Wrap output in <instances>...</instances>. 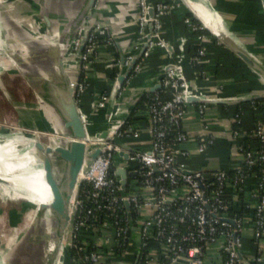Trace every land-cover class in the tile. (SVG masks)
Instances as JSON below:
<instances>
[{"label":"built area","instance_id":"built-area-1","mask_svg":"<svg viewBox=\"0 0 264 264\" xmlns=\"http://www.w3.org/2000/svg\"><path fill=\"white\" fill-rule=\"evenodd\" d=\"M148 7L147 0H139V43L145 33V24H153L152 37L142 62L155 49L164 50L168 58L161 89L147 95L143 104L147 120L151 124V144L145 149L140 148L142 128L139 124L130 123L128 119L110 141L88 140V144L99 145L102 149L89 170L80 174L70 229L72 253L70 252L69 264L123 263L131 240L125 200L129 202L134 223L141 222V252L137 264H208L209 258L213 261L212 264H243L239 254L246 255L242 252V244L246 232L244 223L250 207L254 209L250 243L257 251L255 261L260 263L261 246L264 244L263 123L258 119L247 132L242 128L244 111L240 109L232 115L235 127L231 131V139L240 155L239 164L232 169L205 172L188 167L189 152L181 147L189 141L182 129L183 118L190 106L184 96L186 93L197 96L200 94L191 89L183 75L180 65L183 44L181 43L176 56L181 71L176 72L170 53L175 51L161 34L163 17L171 6L157 3L152 19L147 18ZM186 22L195 39L190 62L196 71L210 62L204 44L211 35L192 19L187 18ZM111 42L110 28L107 25L99 24L90 32L79 56L81 68L77 88L78 102L86 91L87 74L96 48L100 44ZM80 43L81 31L74 40L72 52L77 51ZM131 59L132 55H128L125 65ZM140 63L134 67L127 83L137 76ZM113 82L112 80L111 84ZM107 99L106 93L101 94L98 108H104ZM196 106L197 114L204 118L207 105ZM250 108L257 110L258 106L251 102ZM79 112L85 120L81 108ZM244 136L247 138L246 142L241 140ZM124 142L133 150L127 152L128 166L136 172L128 181L126 197L121 196L120 186L112 173L114 156L122 150L120 144ZM205 147L206 144L199 145V152H204ZM109 171L110 174L107 175ZM249 180L256 183L252 189L254 204L243 199L242 211L227 215L232 207L229 199L231 192L244 196ZM82 236L92 237L90 244L83 241ZM100 244H112L107 254L97 248ZM156 252L160 253V257L152 256ZM107 255L109 258L105 261Z\"/></svg>","mask_w":264,"mask_h":264},{"label":"water","instance_id":"water-1","mask_svg":"<svg viewBox=\"0 0 264 264\" xmlns=\"http://www.w3.org/2000/svg\"><path fill=\"white\" fill-rule=\"evenodd\" d=\"M38 6L36 13L31 14L30 19L38 20L43 25V35L47 39L44 46L40 47L39 54L45 58L46 64H53V70L49 71V78L42 80L39 84L41 87L38 105L44 115L47 123L42 129L43 132L51 133L57 138V145L53 148L46 147L43 157V170L45 181L53 180L54 163L52 159L61 163L64 168L62 180L60 181L63 188L61 194H57L54 199L53 213L59 219L58 232L55 239V245L49 258H46V247L44 241L40 240L42 230L37 225H31L24 235L11 249L9 255L14 253H23V247H30L32 252L24 255L32 258L37 264H57V261L66 254L68 263L70 262V229L72 225V216L74 203L77 200V192L80 182V174L86 173L93 161L100 155L102 147L99 145L88 144L89 141L104 142L110 141L115 135L118 128L124 123L130 114L138 106L139 102L147 95L153 94L161 89V81L166 71V62L163 63L159 73L156 75L155 83L152 86H138L130 89L132 81L127 83V78L131 75L134 67L140 62L143 63V55L147 50L148 44L153 33L152 22L145 24V33L142 41L135 52L131 54H123L120 50L119 59L114 66V78L109 77L111 89L109 92H94L93 100L90 101L89 111L81 105V100L77 99V88L80 75L79 59L90 32L99 25V21H92V12L98 7L101 0H74L75 8L64 24L63 29L59 33H54L53 24L56 22L52 18L55 11L51 8L54 0H31ZM187 3L190 13L194 19L202 25L211 35L213 39L224 45L239 61H241L255 76L258 77L264 86V0H248L249 8L252 10L262 30V43L259 50H255L250 46L258 44L255 36L248 32L243 34L235 32L231 27H235L233 21L234 15L218 9L217 0H203L204 2L196 5L203 6L211 16L218 17L222 29L221 35L213 33L208 29L197 14L192 10L191 3L188 0H180ZM230 1V0H227ZM233 1V0H232ZM149 7L147 10V18L152 19L155 15L156 2L147 0ZM52 4V5H51ZM195 4V3H194ZM208 5V6H207ZM53 7V6H52ZM61 9V5H59ZM61 13V11H59ZM140 17V16H139ZM110 28V32H111ZM15 29L7 21L3 3L0 2V94L6 87L7 74L10 72L11 57L14 55V33ZM81 31V43L76 52H72V46L78 33ZM56 35V38L53 35ZM40 39V36H39ZM256 41V43H253ZM258 46V47H260ZM51 49V58H47L48 49ZM259 52V54H258ZM171 60L176 72L181 71L178 66L177 53L171 51ZM128 55H132L130 62L125 65V59ZM184 59L185 52L180 54ZM73 62L76 66L75 76H70L67 70L68 63ZM191 64V62H190ZM192 65V64H191ZM49 69V70H48ZM112 72V73H113ZM191 87V86H190ZM192 89V88H191ZM193 90V89H192ZM85 93V92H84ZM106 93L108 99L104 108H98L100 95ZM84 95V94H83ZM82 95V96H83ZM260 96H245L240 98H210L203 95L185 94L184 99L188 104L194 105H241L251 103L261 99ZM79 108L85 115V120L81 117ZM104 112L103 127H95L92 123V115ZM149 124V147L151 144L150 121ZM37 129L36 127H32ZM121 149L117 152L113 159V175L120 186V194L122 197L127 196V185L130 178L136 175V172L128 166L129 154L133 151L131 146L124 142L120 144ZM38 150H43V145L38 144ZM52 157V159L49 157ZM60 165V167H61ZM61 167V168H62ZM110 174V171L107 175ZM155 201H153L154 203ZM127 218L130 226V246L122 264H137L141 252V222L134 223L130 212V205L127 200L124 201ZM36 218V217H35ZM40 242V243H39ZM39 243V244H38ZM239 258L243 264H252L250 260L239 254ZM255 258V256H254ZM127 262V263H126ZM264 264V246L261 256V262Z\"/></svg>","mask_w":264,"mask_h":264},{"label":"crops","instance_id":"crops-1","mask_svg":"<svg viewBox=\"0 0 264 264\" xmlns=\"http://www.w3.org/2000/svg\"><path fill=\"white\" fill-rule=\"evenodd\" d=\"M36 11L38 6L31 0H26ZM156 3H165L171 6L170 11L163 17L161 24V34L164 40L171 45L172 49L178 53L180 45L183 44L185 56L180 60L182 72L191 88L195 93L210 98H240L245 96H260L264 100V86L257 76H255L241 61H239L224 45L210 37L205 42V50L209 64L203 66L202 74L196 72L190 64V57L195 47V39L188 26L186 19L192 14L187 7L186 1L180 0H149ZM191 6L198 7L201 12L210 15L203 6L196 5L204 2L203 0H188ZM195 3V4H194ZM74 0H54L51 6L55 14L52 18L56 21L53 24L59 31L63 29L64 24L69 20L75 6ZM61 5V9H59ZM208 6V5H207ZM8 7L15 9L13 0H8ZM61 11V13H59ZM139 0H101L98 7L92 12L91 20L99 21L102 25L111 28L110 44H100L92 56V63L87 74V90L90 92L91 99L94 92H109L111 89L110 74L119 59V50L123 54H131L139 46L138 24H139ZM193 17V16H192ZM220 26V19L213 16ZM194 19V17H193ZM195 20V19H194ZM24 23L26 21H23ZM43 33V25L37 20ZM30 22H28L29 24ZM30 25V24H29ZM222 30V29H221ZM37 43L40 40L36 41ZM42 42V40H41ZM253 43H256L254 41ZM42 47V46H41ZM259 48H262L260 46ZM40 49V47L38 48ZM261 50H259L260 52ZM258 52V54H259ZM167 56L162 49H155L144 59L137 76L132 80L130 89L138 86H152L155 83L156 75L159 73L163 63L167 61ZM67 70L70 76H75V63H68ZM35 85L39 87V82ZM89 98L84 102L85 108L89 111ZM263 106H264V102ZM245 118L242 128L247 131L253 121V112H256V118L260 119L264 126V113L253 111L249 104H243ZM239 105H207L205 108V117L200 118L196 111V105H190L188 112L183 118L182 129L189 141L181 147L189 152L187 159L188 167L192 170H201L205 172L217 169H232L239 164L240 155L236 150V145L231 139L233 129V112ZM39 109H30L24 114L29 126L42 129L47 123L45 117ZM136 116L146 118L144 106L136 108ZM34 118V119H33ZM104 112L92 115V123L95 127H103ZM34 121V122H32ZM142 142L139 145L141 149L149 146V124H141ZM206 144L204 152H199V145ZM253 190L246 188L244 200H250L254 204ZM231 204L239 200L235 192H231ZM245 236L243 238L242 252L251 260L254 258L253 249L250 246L253 223L249 216L244 223ZM261 246V253L263 251ZM262 255H260L261 257Z\"/></svg>","mask_w":264,"mask_h":264},{"label":"rangeland","instance_id":"rangeland-1","mask_svg":"<svg viewBox=\"0 0 264 264\" xmlns=\"http://www.w3.org/2000/svg\"><path fill=\"white\" fill-rule=\"evenodd\" d=\"M0 2L3 3V9L7 21H9L12 28L15 29L13 33L14 55L12 58L16 59L15 61L10 59L12 66L10 67V72L6 75V87L0 94V137L10 136L12 138L10 140L12 141H17L21 136H28L29 138L38 137L44 150L47 146L52 144V140L57 142V138L51 133L38 130V128L34 130V128L29 126L30 122L25 120L26 118L24 117V114L28 115L30 109H38V102L40 101L39 93L41 87L34 88L30 80L32 79L34 84L36 82H39L40 84L42 80L50 77L51 73H48L49 71H46V68L50 67L51 70H53L54 67L53 64H46V57H42L38 51V48L44 46L43 42L44 40L46 42L47 39H45L44 35L41 33V26L37 20L32 21V19H30L31 14L37 12L36 9L33 8L34 6L32 7L26 0H13L15 9L12 8L11 10V8L8 7V0H0ZM217 6L219 10L230 12L234 15L233 21H236L234 26L236 29L237 27H240L243 34L251 32L256 39L260 36V28L257 27L256 30L252 26V23L247 22L255 17L253 12H251L252 10H248V0H218ZM23 21L26 22L24 23ZM28 22H30V25ZM239 23H243L244 25L241 27L239 26ZM54 29V33L57 34L60 32L58 27H55ZM39 36L40 43L35 42V44H30L25 41L21 42L28 37L37 38L38 40ZM53 37L56 38V35H53ZM47 49L48 52L46 56L47 58H51V49L49 47ZM17 59H21L23 64L21 65ZM31 156L38 163H41L42 155L36 149H32ZM3 178V168L2 170L0 168V264H3V262L5 264H26L27 256L24 254H28L29 247H23L24 254L18 253L17 251V253L13 252L9 258L7 257L16 242L20 240L31 225H37L42 230L40 240L44 241V245L47 249L48 243H50V241L52 242V240L55 241L56 239L59 219L53 213V216L46 221L38 220V218L35 217H33L32 221H29L27 218V214L30 211L29 208L23 212L19 209L22 204L27 203L24 200L16 199L10 193L5 179ZM13 210L18 211L21 214V217L16 220L10 219V213L13 212ZM67 263L68 260L66 254L63 255V257L61 256L57 261V264Z\"/></svg>","mask_w":264,"mask_h":264},{"label":"bare ground","instance_id":"bare-ground-1","mask_svg":"<svg viewBox=\"0 0 264 264\" xmlns=\"http://www.w3.org/2000/svg\"><path fill=\"white\" fill-rule=\"evenodd\" d=\"M191 8L208 29H210L215 34L221 35L222 30L219 28V26H217V22L213 16L201 12L197 6H191ZM23 41L30 44H35L37 38L28 37L23 39L21 42ZM43 43H46L45 40ZM12 59L13 58L11 57V60ZM13 60L15 61L16 59ZM18 62H20L21 65L23 64L21 59L18 60ZM31 80L30 82L32 86L34 88H38L34 84L33 80ZM10 139H12L10 136L0 137V168L1 170L3 168V179H5L10 193L16 199L24 200L28 204L30 211L27 214V218L29 221H32L33 217L38 218V220L46 221L53 216V204L55 196L57 194H61L63 190L60 181L62 180L64 168L62 167L61 163L57 162L55 159H52V157L49 155L54 163V172L53 180L46 182L42 160L45 155V150H38L36 148L38 144H41L39 142V138L21 136L20 139H17V141H12ZM56 145L57 143L52 140V144L47 147L53 148ZM33 148L42 155L41 163H38L31 156V151ZM54 245L55 241L53 240L52 242L50 241V243H48L46 250L47 259L51 255ZM28 249L29 252H32L30 247ZM26 260V264H37L35 260L28 256L26 257ZM3 264L5 263L3 262Z\"/></svg>","mask_w":264,"mask_h":264},{"label":"trees","instance_id":"trees-1","mask_svg":"<svg viewBox=\"0 0 264 264\" xmlns=\"http://www.w3.org/2000/svg\"><path fill=\"white\" fill-rule=\"evenodd\" d=\"M217 2H218V0H217ZM249 3V2H248ZM248 10L249 11H251V9L248 7ZM252 12V11H251ZM246 13H247V11H246ZM245 13V14H246ZM188 18H190V19H192L195 23H197L198 24V22L196 21V20H194L193 19V17L189 14L188 15ZM255 18V17H254ZM250 19V20H248L247 22H249V23H252V26L254 27V29H256L257 30V27L258 28H260V25H259V23H258V21H257V19L255 18V19ZM255 21V22H254ZM244 23V22H243ZM240 24L239 23V26H243L244 24ZM231 29L233 30V31H235V32H241L242 33V30H241V28L240 27H237V29L235 28V27H231ZM240 29V30H239ZM259 31H261L260 33V36H258V38H257V45L256 44H253V45H251L250 47L251 48H254L255 50H259L260 48L258 47V46H260V44L262 43V41L260 40V38H262V30H261V28H260V30ZM100 43V42H99ZM194 49H195V47H194ZM194 51V50H193ZM194 68V67H193ZM195 70V69H194ZM197 72H202L203 71V68H201V69H198V70H196ZM114 76H115V72H113V73H111L110 74V77L111 78H114ZM90 91V90H89ZM88 90H87V88H86V91H85V93H84V95L83 96H81V105H82V107L84 108V109H86L85 108V105H84V102H86L87 101V99L89 98V101H90V99H91V95H90V92H89ZM145 100H146V96L139 102V104H138V106L136 107V108H138V107H140L141 105H143L144 104V102H145ZM254 103H255V105H257L258 106V108H257V110H253L252 108H250L251 110H253V111H257V112H260L261 114H263V111H264V109H263V103L262 102H264V100H262V99H258V100H255V101H253ZM244 104H249L250 105V103H244ZM244 105L243 104H241V105H239V106H237L236 107V109L234 110V112L233 113H236V112H238L240 109H242V107H243ZM136 108H135V110H136ZM135 110L132 112V114H130V116L128 117V121L130 122V123H132V124H139V125H141V124H145L146 123V121H147V117L144 119V118H139V117H137L136 116V113H135ZM252 115L254 116L253 117V121H252V124H251V126L249 127V129H247V132L249 131V130H251L252 129V127H253V125H254V123L258 120V118H256L255 116H256V112H253L252 113ZM235 127V124H233V128ZM241 140H242V142H246V140H247V138L244 136V137H242L241 138ZM255 181L254 180H249V187L251 188V189H254L255 188ZM229 192V194H230V190H228ZM238 198H239V200H236V201H234V203L232 204V207L230 208V210L228 211V213H227V215H233L234 213H237V214H239L241 211H242V206H243V199H244V197L242 196V195H240V196H238ZM229 199L231 200V197H229ZM29 208V206L27 205V204H22L21 206H20V210H22V212L23 211H25L26 209H28ZM247 215L250 217V218H252L253 216H254V209L252 208V207H250L248 210H247ZM21 217V214L18 212V211H16V210H13V212H11L10 213V219H12V220H16V219H18V218H20ZM253 222V221H252ZM95 237H99L98 235H95ZM81 239L83 240V241H86L88 244H90V242H91V239H92V237L91 238H86V237H84V236H82L81 237ZM251 241V240H250ZM111 245L112 244H108V245H104V244H100V246H98L97 248L100 250V251H102L103 253H104V251H106V254H107V252H108V249L111 247ZM250 246H251V243H250ZM252 248V247H251ZM253 249V248H252ZM71 253H72V250L70 251ZM257 251L256 250H254L253 249V254L255 255V258L258 256L257 254ZM109 255H107V256H105V261L107 260V258H109L108 257ZM152 256H154V257H160V253H158V252H156V253H152ZM126 257H129L128 255H126ZM244 257L245 258H247L248 260H249V258L246 256V255H244ZM126 259V258H125ZM161 259V258H160ZM211 258H209V262H208V264H212V260H210ZM108 261H109V259H108ZM251 261V263L252 264H259L258 262H256L255 261V259H251L250 260ZM127 263V262H126ZM119 264V263H118Z\"/></svg>","mask_w":264,"mask_h":264}]
</instances>
